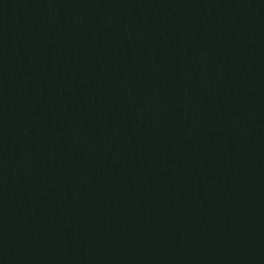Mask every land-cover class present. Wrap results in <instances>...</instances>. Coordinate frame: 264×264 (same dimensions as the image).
<instances>
[{
  "label": "water",
  "instance_id": "95a60500",
  "mask_svg": "<svg viewBox=\"0 0 264 264\" xmlns=\"http://www.w3.org/2000/svg\"><path fill=\"white\" fill-rule=\"evenodd\" d=\"M0 264H264V0H0Z\"/></svg>",
  "mask_w": 264,
  "mask_h": 264
}]
</instances>
